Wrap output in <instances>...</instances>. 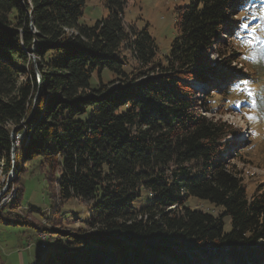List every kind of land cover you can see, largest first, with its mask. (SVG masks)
<instances>
[{
	"label": "trees",
	"instance_id": "obj_1",
	"mask_svg": "<svg viewBox=\"0 0 264 264\" xmlns=\"http://www.w3.org/2000/svg\"><path fill=\"white\" fill-rule=\"evenodd\" d=\"M86 1L0 0V165L12 170L13 151L39 159L48 184L58 174L50 206L75 199L93 213L84 232L15 219L51 234L36 264H264V193L249 197L227 163L249 142L215 119L250 105L231 101L251 78L231 68L243 56L230 50L241 12L261 0L177 7L163 61L148 29L126 26L127 0H104L108 16L94 25L79 23ZM105 71L116 82L94 85ZM191 198L223 211L192 209Z\"/></svg>",
	"mask_w": 264,
	"mask_h": 264
},
{
	"label": "rangeland",
	"instance_id": "obj_2",
	"mask_svg": "<svg viewBox=\"0 0 264 264\" xmlns=\"http://www.w3.org/2000/svg\"><path fill=\"white\" fill-rule=\"evenodd\" d=\"M190 1L127 0L124 7V22L130 29H148L157 44L158 58L163 61L169 54L173 39L176 36L175 9L187 6ZM104 3V0H87L79 23L94 25L98 20L106 18L108 10ZM240 19L243 20V23L233 38L230 51L242 52L243 60L233 63L231 68L235 69V72H241L247 76L245 78H251V80L242 90L233 94L234 97L231 101L236 99L235 106L245 101H249L250 105L237 112H219L215 119L231 124L237 131L236 135L230 136L229 140L235 138L238 142H249L239 157H234L240 152L237 147H234L231 150V154H234L231 155L233 158L227 160V163L230 164L231 168L234 167L241 173L247 194L251 197L256 192L264 193V0L251 4L241 12ZM255 23L260 24L258 28L253 26ZM230 51L229 49L226 50L225 58L230 56ZM127 55L130 62L129 67H131H127L126 70H133L131 68L135 66V63L128 53ZM30 56L33 61L36 59L33 54ZM211 58L217 63H227V60L220 58L217 53H213ZM221 68V70H225V73L229 72L228 68L223 65ZM115 82V76L107 71L103 72L100 77L97 74H94L93 77L94 85L99 83L111 85ZM217 84L224 86L220 82ZM204 89H207L206 86ZM198 98L199 103H201L205 96L203 97L201 94L198 95ZM227 109V107L221 106L218 110ZM207 116L212 118L214 115L207 114ZM23 138V134L17 136L16 147L20 145ZM38 163L39 159L33 162L21 161L16 151H13L12 170L6 173L0 165V262L3 264H22L20 253L29 252L34 257L38 256V245L41 243L38 236L41 238L42 234L46 233L43 246L49 245L48 247H50L52 243L50 232L44 231L38 234L31 227L18 226L14 220L19 219L20 216L27 218L29 222H33L43 229L68 232L88 231L86 221L93 214L90 206H86L75 199L65 203L56 200L54 205L50 206L48 186H50V192L56 195L55 176L58 174L48 171V184L43 176V173L46 174V169L38 168ZM43 165L44 163L41 164L42 167L45 166ZM55 168L57 169V167ZM187 205L192 209L202 210L213 215H220L223 211L222 208H216L207 201L195 198L189 199ZM223 218L225 232H230L232 229L230 217L224 216ZM43 250L42 247L41 253ZM34 261L31 264H36Z\"/></svg>",
	"mask_w": 264,
	"mask_h": 264
},
{
	"label": "crops",
	"instance_id": "obj_3",
	"mask_svg": "<svg viewBox=\"0 0 264 264\" xmlns=\"http://www.w3.org/2000/svg\"><path fill=\"white\" fill-rule=\"evenodd\" d=\"M38 236V235H37ZM30 247V246H29ZM27 247V248H29ZM39 255V254H38ZM20 257H21V262L22 264H31L33 263L34 260H36L37 256L34 257V255H31L29 252H26L24 254L20 253ZM36 262V261H34ZM0 264H3L2 262H0Z\"/></svg>",
	"mask_w": 264,
	"mask_h": 264
},
{
	"label": "water",
	"instance_id": "obj_4",
	"mask_svg": "<svg viewBox=\"0 0 264 264\" xmlns=\"http://www.w3.org/2000/svg\"><path fill=\"white\" fill-rule=\"evenodd\" d=\"M38 238L40 239V242H41V238L38 236ZM40 246H41V243H40V245H38V248H39V255L37 256V258H36V260L35 261H39L40 260V258H41V256L44 254V252L46 251H43V253H41V250H40ZM46 249H47V247H46Z\"/></svg>",
	"mask_w": 264,
	"mask_h": 264
},
{
	"label": "built area",
	"instance_id": "obj_5",
	"mask_svg": "<svg viewBox=\"0 0 264 264\" xmlns=\"http://www.w3.org/2000/svg\"><path fill=\"white\" fill-rule=\"evenodd\" d=\"M44 237H46V233L41 235V246H40V250L43 247V239H44Z\"/></svg>",
	"mask_w": 264,
	"mask_h": 264
},
{
	"label": "bare ground",
	"instance_id": "obj_6",
	"mask_svg": "<svg viewBox=\"0 0 264 264\" xmlns=\"http://www.w3.org/2000/svg\"><path fill=\"white\" fill-rule=\"evenodd\" d=\"M45 248H46V245L43 246V249H45ZM43 251H44V250H43Z\"/></svg>",
	"mask_w": 264,
	"mask_h": 264
}]
</instances>
